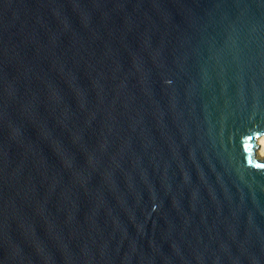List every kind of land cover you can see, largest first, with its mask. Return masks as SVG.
Segmentation results:
<instances>
[{
    "label": "water",
    "instance_id": "95a60500",
    "mask_svg": "<svg viewBox=\"0 0 264 264\" xmlns=\"http://www.w3.org/2000/svg\"><path fill=\"white\" fill-rule=\"evenodd\" d=\"M264 0H0V264H264Z\"/></svg>",
    "mask_w": 264,
    "mask_h": 264
},
{
    "label": "bare ground",
    "instance_id": "6f19581e",
    "mask_svg": "<svg viewBox=\"0 0 264 264\" xmlns=\"http://www.w3.org/2000/svg\"><path fill=\"white\" fill-rule=\"evenodd\" d=\"M259 149L257 151L260 157H264V135L258 139Z\"/></svg>",
    "mask_w": 264,
    "mask_h": 264
}]
</instances>
